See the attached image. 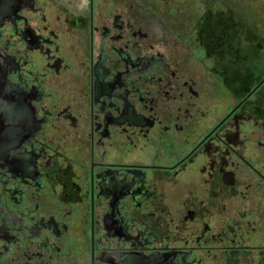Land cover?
I'll return each instance as SVG.
<instances>
[{
  "label": "flooded vegetation",
  "instance_id": "flooded-vegetation-1",
  "mask_svg": "<svg viewBox=\"0 0 264 264\" xmlns=\"http://www.w3.org/2000/svg\"><path fill=\"white\" fill-rule=\"evenodd\" d=\"M0 264H264V0H0Z\"/></svg>",
  "mask_w": 264,
  "mask_h": 264
}]
</instances>
